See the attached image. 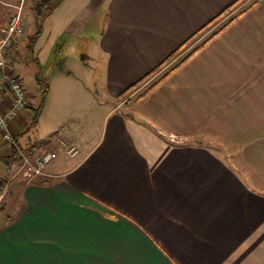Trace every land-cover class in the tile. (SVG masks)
I'll list each match as a JSON object with an SVG mask.
<instances>
[{"label": "crops", "instance_id": "0c3cea01", "mask_svg": "<svg viewBox=\"0 0 264 264\" xmlns=\"http://www.w3.org/2000/svg\"><path fill=\"white\" fill-rule=\"evenodd\" d=\"M234 1L52 0L43 18L47 3H20L26 30L8 60L26 89L49 87L37 120L28 91L13 133L59 156L49 183L14 180L0 264H264V0L239 2L155 87L139 97L232 16L117 100ZM48 95L98 110L43 139L32 128ZM104 99L115 103L100 117ZM11 151L0 134V178Z\"/></svg>", "mask_w": 264, "mask_h": 264}, {"label": "built area", "instance_id": "2783aa9c", "mask_svg": "<svg viewBox=\"0 0 264 264\" xmlns=\"http://www.w3.org/2000/svg\"><path fill=\"white\" fill-rule=\"evenodd\" d=\"M25 28L26 20L21 9L11 13L0 27V134L14 154L7 160L5 175L0 178V212L13 196V182L17 177L34 180L50 176L48 167L59 156L58 151L45 150L38 143H22L13 133V125L27 114L32 95L14 72L7 54L21 39ZM6 95L10 98L9 104L5 101ZM61 143L69 156L78 153L75 145Z\"/></svg>", "mask_w": 264, "mask_h": 264}, {"label": "rangeland", "instance_id": "374dc122", "mask_svg": "<svg viewBox=\"0 0 264 264\" xmlns=\"http://www.w3.org/2000/svg\"><path fill=\"white\" fill-rule=\"evenodd\" d=\"M24 1L25 0H0V2H2V8L0 10V15L5 14V11H8V12H16V11H18V7L21 6L20 3L22 2V5H23ZM251 1H253V0H248L246 3H249ZM37 3H39V4H37V6L40 7L44 3L45 4L48 3V0H37ZM49 4H50V2H49ZM236 7L233 8L232 10H230L228 13L224 14L223 16H221L212 26L206 28L203 32H201L200 34H198V36L195 37L184 48L189 47L192 43H194L195 40L198 43V42L202 41L203 39H205V37H207V35H209L210 32L213 29H217L218 28L217 27V24L219 22H221V23L225 22L228 18H230L234 14L233 12L236 13L243 6H240L237 9H236ZM25 30H26V28H25ZM32 30H33L32 29V26H30L29 31H28V34H31L33 32ZM23 49H24L23 52H24V55H25L24 56V59H25L24 60V63H29L31 65V67H32L31 69L35 70L34 68H35V62L36 61H33L32 60L30 49H27V48L26 49L23 48ZM182 50L178 54H180L182 52ZM177 55H175L174 58ZM180 55L181 56L177 59L178 61H179L180 58H182L184 56L182 54H180ZM174 58H172L169 62H171ZM169 62H167V63H169ZM166 64H164V65H166ZM162 67H160L152 76H150L149 78H147L145 81L150 80V78H152L155 74H157V72L160 71V69ZM46 70L47 69L45 68L44 71L46 72ZM164 73L165 72H163V73L161 72L160 74H164ZM159 75H157V76H159ZM44 79H45V77H44ZM26 80H27L26 81L27 82V89H28V91H30L32 93V95L34 97V103H35V106H36L35 109L37 110V111H35V115L38 114V116H39L40 115L39 113H40L41 109H43V108H41L42 107V103H43L41 100L44 97L46 98V95L45 94L48 91V90L47 91L44 90V89H48V87H49L48 86V81H47V83H43V82L37 83L34 80H31V81L28 80V79H26ZM149 83L150 82H148V86H149ZM138 94L139 93H137L135 95V97ZM124 97H125V95L122 97V100H123ZM117 100L120 101L121 99L118 98ZM44 102H45V108H44L43 114H42V116L40 118V123L37 126H34L32 128V129H34L32 131V133H34V135H37V136L42 137L43 139H47V138H51L52 139L53 136H55V135L63 134V131H64L63 129H66L67 127L68 128H71V129H76L74 127H75L76 120H79L78 119L79 116H80V120H81V123H79V127L82 126V125H84L83 122L85 120L82 119L81 117H83L84 115H87V117H90L91 114H93L95 116L96 115V110H98V108H94V107L91 108V107H88V106L71 107L68 104H62L61 105L57 101H54V100L50 102L49 95L47 97V101L44 100ZM114 103H115V101H113V100H106V99H104V105H103V107H100V117L102 116V111L108 109L109 106L113 105ZM94 128L96 129L97 128V125H95ZM88 132H92V131L89 129ZM21 142L23 143L22 139H21ZM45 150H51V149H49V147H47V149H45ZM15 180L16 181L20 180V177H17V179H15ZM34 180L37 181L38 179H34ZM13 186H14V184H13ZM14 192H15V187H14V191H13V196L15 194ZM12 197H10L6 201L5 206H4V209L0 212V214L7 208L6 207L7 206V202Z\"/></svg>", "mask_w": 264, "mask_h": 264}, {"label": "trees", "instance_id": "16d2710c", "mask_svg": "<svg viewBox=\"0 0 264 264\" xmlns=\"http://www.w3.org/2000/svg\"><path fill=\"white\" fill-rule=\"evenodd\" d=\"M52 0H48L47 3V10L44 13L38 12V15L41 16V18H43L47 12L49 11L48 9H50L49 6V2H51ZM242 0H235L234 2H232L231 4H229L218 16H216L215 18L211 19L208 23H206L202 28H200L193 36H191L188 40H186L185 42H183L167 59H165L160 66H158V68L154 69L152 72H150L149 74L145 75L142 79H140L138 82L130 85L129 87H127L120 95L119 98L122 100V97L125 95V97L123 98V100L125 98H127L130 93H132L140 84H142L147 78H149L150 76H152L160 67H162L164 64H166L167 62H169L172 58H174L175 55H177L186 45H188L195 37L198 36V34H200L201 32H203L206 28L212 26L221 16H223L224 14L228 13L230 10H232L233 8H235L237 6V4L239 2H241ZM41 9V8H40ZM239 13L235 14L234 16H232L229 20H227L220 28H218L217 30H215L214 32L211 33V35L206 38L199 46H197L194 50H192L191 52H189L184 58H182L177 64H175L170 70H168L165 74H163L159 79L155 80L153 83H151L146 90H144L139 97L143 96L146 92H148L151 88L155 87L161 80H163L167 75H169L175 68H177L181 63H183L185 60H187L193 53H195L201 46H203L205 43H207V41H209L212 37H214L218 32H220L226 25H228L232 20L235 19V17L238 15ZM41 83V82H40ZM45 91H47V89H44ZM129 93V94H128ZM129 100V99H128ZM126 100V101H128ZM37 111V110H36ZM39 113V112H38ZM38 118V114L35 115V120H37ZM12 152V151H11ZM13 153V152H12ZM14 157V154L11 156ZM38 183H42V184H46L49 183L47 181V179H38L37 180Z\"/></svg>", "mask_w": 264, "mask_h": 264}]
</instances>
